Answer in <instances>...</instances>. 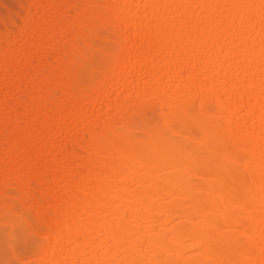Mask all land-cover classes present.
Wrapping results in <instances>:
<instances>
[{"label":"bare ground","instance_id":"bare-ground-1","mask_svg":"<svg viewBox=\"0 0 264 264\" xmlns=\"http://www.w3.org/2000/svg\"><path fill=\"white\" fill-rule=\"evenodd\" d=\"M0 264H264V0H0Z\"/></svg>","mask_w":264,"mask_h":264}]
</instances>
